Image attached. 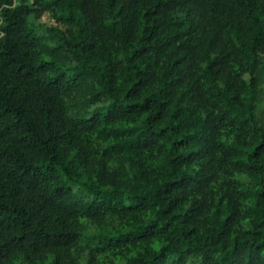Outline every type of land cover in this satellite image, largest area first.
<instances>
[{
	"label": "clouds",
	"instance_id": "obj_1",
	"mask_svg": "<svg viewBox=\"0 0 264 264\" xmlns=\"http://www.w3.org/2000/svg\"><path fill=\"white\" fill-rule=\"evenodd\" d=\"M78 3L79 0H0V264H12L13 257L23 260L25 255L31 261L49 251L57 252L66 261H82L89 248L103 240L82 226L74 207L79 212H92V222L109 224L117 233L125 223L136 229L147 223L144 212L135 210L137 202L143 203L146 197L149 204L156 202L164 208L176 194L164 191L166 182L182 175L188 183L187 199L178 211L191 209V215L187 223H181L180 218L172 220L171 227L160 237L167 245V264H264V198L241 195V186L235 183L243 175L236 172L237 167L254 166L258 172L253 175L264 176V149L259 155H250L264 139V113L253 111L250 117L248 108V97L255 89H264V51L253 52L250 47L246 55L239 51L245 45L243 33H238L239 39L233 37L232 42L225 40L227 63L215 81L224 99L213 107L216 97H211L199 113L203 116L210 111L216 116L227 108L225 119L235 118L233 132L238 137L226 143L243 147V152L225 154L223 145H213L204 160L174 170L166 159H171L175 151L170 153L164 148L163 154H157V148L164 143L160 140L139 153L145 167L156 170L147 179H141L138 173L133 178L130 172L123 174L128 172L126 165L120 167L126 157L132 156L130 151L101 155L109 144L102 139L103 134L89 136L79 130L93 123L97 109L113 100L123 105V92L137 79V69L152 74L143 95L153 97V101L136 121L140 128H147L144 117L153 115L156 101L165 98L162 90L166 81L172 79L167 71L180 53L175 51L176 44L160 51L151 46L158 41H143L149 47L133 56L140 47L139 36L126 51L113 52L120 39L109 32L113 21L116 32L120 31L121 17L116 15L119 0L115 8L97 14L91 24H86L87 17ZM44 15L56 23H42ZM254 16L264 22V13L257 7L245 24H253ZM90 29H97L105 43L112 45L105 56L111 53L110 59L119 61L112 82L106 75L107 60L100 59L102 49L90 53L65 43H86ZM209 34L197 33L184 41V51L190 57L204 58L207 52L199 68L205 77L208 61L222 55L219 47L207 49ZM228 35L231 33L225 30ZM187 63L185 60L177 65L185 80L182 88L192 83V77L186 75ZM226 82L231 85L227 90ZM234 94H239L242 104L232 100ZM149 152L155 154L153 159L148 158ZM209 158L215 177L202 187L191 178ZM84 172L92 176L94 186L100 175L99 183L106 186L100 197L102 205L93 202L88 206L93 192L78 183ZM67 185H72L70 193ZM208 189H212L211 194ZM73 201L78 203L74 206ZM171 219V215L162 216L160 224ZM65 233H77L78 238L70 246L48 247L71 239L61 236Z\"/></svg>",
	"mask_w": 264,
	"mask_h": 264
},
{
	"label": "trees",
	"instance_id": "obj_2",
	"mask_svg": "<svg viewBox=\"0 0 264 264\" xmlns=\"http://www.w3.org/2000/svg\"><path fill=\"white\" fill-rule=\"evenodd\" d=\"M106 2V7H105ZM76 3V0H73ZM118 0H79L77 7L87 17L86 24L95 22L97 14H103L105 11L115 8ZM151 5V7H145ZM259 7L261 13H264V0H119V7L116 8V15L121 17L120 31L116 32L115 21L111 25L109 35L116 33L115 37L120 39V45L113 47V52L126 51L127 46H131L135 37H140V47L136 48L133 56L142 54L149 45L143 41H154L153 47L163 51L176 44L175 51L180 55L172 60V67L168 69L167 75L172 79L166 81V87L162 90L164 99L156 101L157 110L149 116L144 117L147 128H140L136 121L148 111L153 101V97L144 96L143 90L149 85L151 73L144 72L143 69H137V79L131 87L123 92V105H118L116 100L106 107L97 109V115L93 118V123L80 129L81 134L100 136L109 142L108 148L101 152V155L115 152L130 151L132 156L126 157L120 163V167L127 166L129 172L135 178L137 173L141 179H147L151 169L145 167V162L140 158L139 153L145 148H149L157 141H164L160 148H157V154H163V149L168 148L169 152L175 151L171 159H166L173 169L181 166L191 165L192 163L204 160V157L212 150V146L223 145L225 154L233 151L243 152L245 149L235 148L234 145L227 144L230 138L236 139L238 133L233 132L235 118L225 119V108L223 113L214 116L206 112L201 116L200 110L205 106L213 96L216 100L212 101V106L216 107L224 99V93L220 92L215 81L219 78L223 66L227 63L228 53L224 51L227 46L225 40L232 42L233 37L239 39L238 33L245 36V45L239 49L247 54V48L250 47L253 52L257 50L264 51V22L259 16L252 17L253 24L246 25L248 17L253 10ZM182 13V17L177 18ZM111 19V17H107ZM46 23V22H42ZM56 21L50 24H55ZM101 27H103L101 25ZM225 30L231 35L225 36ZM83 31V29H82ZM210 32L207 39V49L213 50L217 47L222 55H217L208 61L205 77L203 72L199 71L204 58L197 59L195 56H188L184 51V41L191 40L197 33L205 34ZM248 40L251 44L248 45ZM177 41H180L177 44ZM71 43L73 48L80 47L81 51L88 50L93 53L97 48L102 49L100 59L107 60L106 75L109 82L115 79L117 60L113 62L110 59L111 53L105 56L111 44H106L102 34L97 29L88 31L87 42L81 44L77 42L65 41ZM200 43H204L200 41ZM61 46H57L59 48ZM193 48L195 45L192 46ZM191 50V49H189ZM133 57H129L131 60ZM187 60L185 65L188 73L192 77V83L187 87H181L184 83V77L179 74L177 65ZM257 60H253L255 65ZM176 72V75L173 73ZM143 73V75H142ZM231 86L226 82L225 90ZM207 93V95H205ZM99 95L97 99H99ZM249 116L256 113H264V89L257 88L254 93L248 97ZM233 101L243 103L239 100V94H234ZM259 108H263L259 112ZM117 143L113 144L111 141ZM123 140L124 143H120ZM126 145V147H125ZM264 149V139L252 149L250 155H259L260 150ZM153 153H148V158H154ZM209 160L204 161L199 169L196 170L195 182L206 186L210 184L215 177L213 165ZM79 163V161H77ZM240 164L242 162H236ZM238 174H243L242 178L236 179L235 183L240 185L241 195L248 196L254 194L258 198H264V176L257 178L258 169L254 166L248 168H236ZM66 174V173H65ZM188 175V174H185ZM251 176V180L248 177ZM97 183L93 184L92 176L84 172L78 177V183L82 188L92 190L91 201L87 204L90 207L93 202L103 204L100 197L104 194L105 185L99 183L100 175H97ZM188 183L184 180V175L179 179H173L166 182L165 192L174 191L172 199L167 202L164 208H160L156 202L149 204L147 198H143V203L137 202L135 210L144 212V219L147 223L139 225L132 229L131 225L125 223L123 230L117 233L115 228L103 222H92L93 213L87 209L79 212L74 207V211L79 213L82 226L90 230L97 238H102L103 242H98L88 250V255L74 261L64 260L57 252L49 251L44 255H36L31 261L25 255L23 260L16 257L12 258V264H167V245L163 244L161 236H164L168 228L171 227L172 220L180 218L181 223H187L191 215V209L180 212L183 203L187 199L186 190ZM72 185H67V191L70 193ZM160 190L157 189V192ZM212 193V189H208ZM63 195V194H62ZM59 200V197L57 198ZM110 202V201H109ZM75 206L78 201H73ZM129 210L132 205L126 206ZM171 215V220H165L160 224V217ZM159 225V227H156ZM189 233L192 229L188 230ZM61 236H71V239H62L53 242L48 247L71 245L74 239L78 238L77 233L61 234ZM160 251L157 252L156 249ZM150 257V258H149ZM182 259V258H181Z\"/></svg>",
	"mask_w": 264,
	"mask_h": 264
},
{
	"label": "rangeland",
	"instance_id": "obj_3",
	"mask_svg": "<svg viewBox=\"0 0 264 264\" xmlns=\"http://www.w3.org/2000/svg\"><path fill=\"white\" fill-rule=\"evenodd\" d=\"M41 22L51 23L53 22V19H50L47 15H44L41 17ZM262 110L263 108H259V112Z\"/></svg>",
	"mask_w": 264,
	"mask_h": 264
}]
</instances>
